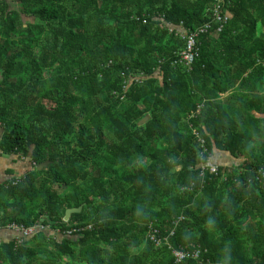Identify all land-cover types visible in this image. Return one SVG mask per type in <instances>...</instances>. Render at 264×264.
<instances>
[{
    "label": "trees",
    "instance_id": "16d2710c",
    "mask_svg": "<svg viewBox=\"0 0 264 264\" xmlns=\"http://www.w3.org/2000/svg\"><path fill=\"white\" fill-rule=\"evenodd\" d=\"M212 4L0 0V151L30 167L0 185V264H264V0H223L180 65ZM200 151L242 162L201 176Z\"/></svg>",
    "mask_w": 264,
    "mask_h": 264
},
{
    "label": "built area",
    "instance_id": "2783aa9c",
    "mask_svg": "<svg viewBox=\"0 0 264 264\" xmlns=\"http://www.w3.org/2000/svg\"><path fill=\"white\" fill-rule=\"evenodd\" d=\"M222 3L223 0H213V4L211 6L210 21L200 25L194 30H190V31L186 30L184 33L180 31V39L184 41V51L182 52L180 59H178L180 65H184L188 68L190 67L192 61L198 55V51H199L198 39L200 37L206 36L212 30L214 23L217 24L218 26L217 30L219 31L228 22V18L230 16L229 13L222 8ZM169 29L173 31L171 26H169ZM193 134L196 138V141L199 144V148L204 151L203 147L205 141L201 138V136H199V133L196 132V130H193ZM201 154L202 152L200 151L198 154V159H199L198 168L201 170V176L203 175V173L217 176L219 173V168L217 167V165H214L212 163H207L206 159ZM259 175H261L262 178H264V170H260ZM11 228H13V230H15L16 232H22L23 234L21 236H28L32 232H34L33 228H29L22 231H19V229L16 226H12ZM151 229L152 227L149 226V231L147 233L148 238L151 241H153L156 246L162 244L166 245L168 238L167 237L158 238L159 235L158 231ZM167 231H170V229H168ZM171 234L169 235L171 236ZM168 249H171V247L168 246ZM205 253L206 250H202L201 248H197L192 251H186L182 249L179 250L171 249V254L173 256L172 264H181L187 260L196 261L197 264H211L208 261L205 262L203 257Z\"/></svg>",
    "mask_w": 264,
    "mask_h": 264
},
{
    "label": "crops",
    "instance_id": "0c3cea01",
    "mask_svg": "<svg viewBox=\"0 0 264 264\" xmlns=\"http://www.w3.org/2000/svg\"><path fill=\"white\" fill-rule=\"evenodd\" d=\"M226 96H228V94H224L222 98L225 99ZM2 135H3V130L0 127V141ZM215 157L219 158L221 162L225 161L226 164H230L231 160L228 159L229 156L225 152H218V154H215ZM19 158L21 161L23 160V158L21 157ZM233 161L235 162L234 159ZM23 164L24 162L15 161L11 155H6L0 151V185L8 181L10 178L21 176L23 173L22 169L25 168L23 167ZM26 164L28 165L27 161ZM2 237L4 236L0 233V240Z\"/></svg>",
    "mask_w": 264,
    "mask_h": 264
},
{
    "label": "rangeland",
    "instance_id": "374dc122",
    "mask_svg": "<svg viewBox=\"0 0 264 264\" xmlns=\"http://www.w3.org/2000/svg\"><path fill=\"white\" fill-rule=\"evenodd\" d=\"M169 31L171 32L170 29H169ZM222 96H223V95H222ZM106 134H107V132H106ZM228 159L231 160V161H230V164H226L225 161H224V162H221L220 159L217 158V157H215V162H210V163H212V164H214V165H220V164H223V165H225V166H230L231 164H232V165H235V164H239V163L242 162V159H241V158H240V161H239V162H234L233 159H231L230 157H228ZM233 163H235V164H233ZM25 166H26V162H24V164H23V167H25ZM33 168H34V166H32L31 170H32ZM24 170H30V167L27 166V168L25 167V168L22 169V171H24ZM63 191H64V189H62V188H59V189H58V193H62ZM54 234H56V233H54ZM52 237L55 238L56 236H52Z\"/></svg>",
    "mask_w": 264,
    "mask_h": 264
},
{
    "label": "water",
    "instance_id": "95a60500",
    "mask_svg": "<svg viewBox=\"0 0 264 264\" xmlns=\"http://www.w3.org/2000/svg\"><path fill=\"white\" fill-rule=\"evenodd\" d=\"M149 120V117L146 116L141 122L140 124H143L145 123L146 121ZM42 166H38L37 169L38 170H41ZM81 211V207H79L78 209H73V208H70V209H67L65 211V214H64V217H63V221L64 222H68V220L70 219L71 215L72 214H75V213H79Z\"/></svg>",
    "mask_w": 264,
    "mask_h": 264
},
{
    "label": "clouds",
    "instance_id": "9594fccd",
    "mask_svg": "<svg viewBox=\"0 0 264 264\" xmlns=\"http://www.w3.org/2000/svg\"><path fill=\"white\" fill-rule=\"evenodd\" d=\"M229 16H230V14H229ZM178 31H180V30H178ZM208 223H209V224H212L213 221L210 219V220L208 221ZM228 260H229V257H228V255H227V251H226V252H225L224 259H223V264H228Z\"/></svg>",
    "mask_w": 264,
    "mask_h": 264
}]
</instances>
